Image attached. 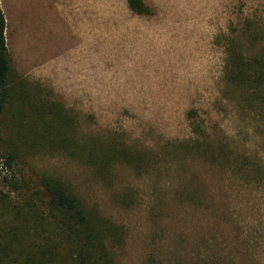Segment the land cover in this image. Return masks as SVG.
<instances>
[{
	"label": "rangeland",
	"instance_id": "rangeland-1",
	"mask_svg": "<svg viewBox=\"0 0 264 264\" xmlns=\"http://www.w3.org/2000/svg\"><path fill=\"white\" fill-rule=\"evenodd\" d=\"M142 1L143 16L128 0H1L12 82L39 85L95 142L86 158L25 153L5 114L7 177L61 180L115 264H264V93L250 103L226 77L245 24L264 44V0ZM194 128L205 146L188 154Z\"/></svg>",
	"mask_w": 264,
	"mask_h": 264
},
{
	"label": "trees",
	"instance_id": "trees-1",
	"mask_svg": "<svg viewBox=\"0 0 264 264\" xmlns=\"http://www.w3.org/2000/svg\"><path fill=\"white\" fill-rule=\"evenodd\" d=\"M128 4L139 16L149 12L142 0H128ZM244 27L240 40L235 38L227 45L226 77L227 85L251 103L254 95L264 93V49L246 57L243 47L246 44L257 46L259 42L263 47V33L258 32V26L253 29L249 23ZM6 30L0 0V119L5 114L11 115L25 153L52 148L77 157L92 155L93 139H78L77 114L49 101L39 85L12 82ZM194 133L197 140L186 144L188 154L205 146H198L202 136L195 128ZM118 156L109 146L107 161H114ZM136 157L129 155V158ZM146 159L142 157V161ZM17 161L18 157L11 152L0 156V174H5L8 188L7 192L0 190V264H115L105 252L106 234L90 223L80 201L64 183L44 177L41 180L8 178ZM40 196L47 205L42 201V206L34 204L33 200ZM53 213L63 217L60 227L52 222Z\"/></svg>",
	"mask_w": 264,
	"mask_h": 264
}]
</instances>
